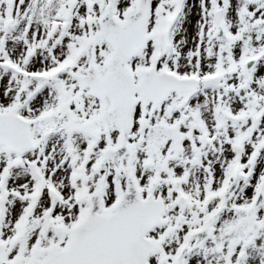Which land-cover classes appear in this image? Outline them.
I'll return each instance as SVG.
<instances>
[{"label":"snow or ice","instance_id":"6c2138e0","mask_svg":"<svg viewBox=\"0 0 264 264\" xmlns=\"http://www.w3.org/2000/svg\"><path fill=\"white\" fill-rule=\"evenodd\" d=\"M0 264H264V0H0Z\"/></svg>","mask_w":264,"mask_h":264}]
</instances>
